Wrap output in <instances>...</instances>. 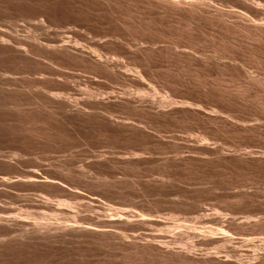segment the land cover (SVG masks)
I'll return each instance as SVG.
<instances>
[{
    "label": "rangeland",
    "instance_id": "1",
    "mask_svg": "<svg viewBox=\"0 0 264 264\" xmlns=\"http://www.w3.org/2000/svg\"><path fill=\"white\" fill-rule=\"evenodd\" d=\"M107 1L0 0V177L13 183H0V264H264V45L230 24L241 5L206 6L210 13L237 9L228 27L206 15L165 16L140 0ZM93 49L109 68L91 57ZM245 72L263 81L251 83ZM162 98L177 107L157 108ZM33 173L43 183H17ZM46 212L58 230L34 235L29 224ZM119 212L135 222L124 223ZM138 215L162 224L141 225ZM91 224L103 233L78 229ZM177 224L224 229L236 245L198 236L187 256L173 244L186 231L178 234ZM157 237L172 245L156 247Z\"/></svg>",
    "mask_w": 264,
    "mask_h": 264
},
{
    "label": "bare ground",
    "instance_id": "2",
    "mask_svg": "<svg viewBox=\"0 0 264 264\" xmlns=\"http://www.w3.org/2000/svg\"><path fill=\"white\" fill-rule=\"evenodd\" d=\"M109 1V0H108ZM107 1V2H108ZM114 1V0H113ZM118 1V0H117ZM127 1V0H126ZM139 1V0H138ZM140 1H144V3L146 2V3H148V5L149 4H153V5H157V6H159L160 7V10H162L161 11V14L162 15H171V16H177V19H178V17H181L182 19L183 18H185V17H187V16H189L191 19H192V17H203L204 15H206L207 17L206 18H208V16L209 17H213L215 20H217V21H219V22H221V23H223L224 24V26L225 25H227V23H229V18H234V17H232V16H235L234 14H237V9H235V12H234V14L233 13H231V12H233V11H229V12H226L225 10H222V9H216V7H215V9H216V11L217 12H215V13H210L212 10H210L209 11V9L211 8L210 6V4L213 2V3H216L215 1H218V0H140ZM219 1H221V0H219ZM228 1H233V2H236V3H238V4H240L241 6H240V8H241V10H239V12L238 13H240V14H238L239 15V18H238V16L236 15V17H237V19L238 20H240L239 21V24H238V22H236V21H238V20H236L235 22H231L230 24H234L235 25V27H234V25L232 26V27H234V29L236 28L237 30L240 28L241 29V34L243 35V37H244V39L245 40H247V41H252V43H254V44H256L258 47L260 46V45H264V0H228ZM227 1V2H228ZM112 2V1H111ZM124 2V1H123ZM106 3V2H105ZM116 3V2H115ZM139 3H141V2H139ZM222 3V2H221ZM220 3V4H221ZM224 3V2H223ZM222 3V4H223ZM235 3V4H236ZM112 4V3H111ZM126 4V3H125ZM229 4V3H228ZM123 5V4H122ZM136 5V4H135ZM137 5H139V4H137ZM230 5V4H229ZM233 5V4H232ZM142 6V5H141ZM145 6V5H144ZM147 6V5H146ZM210 7L209 9H207V7ZM225 6V5H224ZM223 6V7H224ZM149 7V6H148ZM151 7V6H150ZM153 7V6H152ZM151 7V8H152ZM155 7V6H154ZM147 8V7H146ZM233 8V7H232ZM237 8V7H236ZM154 9V8H153ZM207 9V10H206ZM234 9V8H233ZM150 10V9H149ZM228 10V9H227ZM146 11V10H145ZM209 11V12H208ZM240 11H242V12H240ZM149 12V11H148ZM137 13V12H136ZM151 13H152V11H151ZM140 14V13H139ZM142 14H143V12H142ZM160 14V15H161ZM187 14V16H185V15ZM161 15V16H162ZM168 18V17H167ZM172 18V17H171ZM175 18V17H174ZM173 19V18H172ZM205 19V18H204ZM169 20V19H168ZM175 20H176V18H175ZM188 20V19H187ZM196 20V19H195ZM202 20V19H201ZM208 20H210V19H208ZM167 21V20H166ZM190 20H188V22H189ZM211 21H212V18H211ZM234 21V20H233ZM43 22V21H42ZM169 22V21H168ZM178 22H179V20H178ZM187 22V21H186ZM200 22V21H199ZM203 22V21H202ZM210 22V21H209ZM218 22V23H219ZM241 22V23H240ZM174 23V22H173ZM189 23H191V22H189ZM197 23V22H196ZM216 23V22H215ZM214 23V24H215ZM43 24V23H42ZM183 24V23H182ZM188 24V23H187ZM204 24V23H203ZM202 24V25H203ZM210 24V23H209ZM213 24V23H212ZM40 25V24H39ZM172 25V24H171ZM189 25V24H188ZM201 25V26H202ZM205 25H207V24H205ZM179 26V25H178ZM187 26V25H186ZM208 26V25H207ZM228 27H229V25H227ZM170 27V26H169ZM195 27H196V25H195ZM194 27V28H195ZM176 28V27H175ZM194 28H193V30H194ZM208 28V27H207ZM213 28V27H212ZM223 28V27H222ZM227 28V27H226ZM180 29H182V28H180ZM186 29H188L187 27L186 28H184V30L186 31ZM230 29H231V27H230ZM239 29V30H240ZM171 30H173V29H171ZM229 30V29H228ZM183 31V30H182ZM188 31V30H187ZM212 31V30H211ZM235 32H236V30H234ZM172 32V31H171ZM201 32V31H200ZM161 33V32H160ZM173 33H174V30H173ZM177 33V32H176ZM214 33V32H213ZM186 34V33H185ZM188 34H189V32H188ZM228 34V33H227ZM227 34H226V36H227ZM173 35V34H172ZM213 35V34H212ZM216 35V34H215ZM235 35V34H234ZM171 36V35H170ZM175 36V35H174ZM184 36V35H183ZM189 36H190V34H189ZM168 37V36H167ZM222 37V36H221ZM229 37V36H228ZM181 38V37H180ZM185 38V37H184ZM193 38V37H192ZM225 38V37H224ZM13 39V38H12ZM23 39V38H22ZM38 39V38H37ZM68 39H71V38H68ZM175 39H177V38H175ZM188 39H190V38H188ZM214 39V38H213ZM219 39V38H218ZM230 39V38H229ZM228 39V40H229ZM2 40H3V38H2ZM27 40V39H26ZM183 40V39H182ZM187 40V39H186ZM193 40V39H192ZM220 40V39H219ZM225 40V39H224ZM233 40H234V38H233ZM24 41V40H23ZM34 41V40H33ZM214 41V40H213ZM213 41H210V42H213ZM216 41V40H215ZM246 41V42H247ZM29 42V41H28ZM73 42V41H72ZM218 42V41H217ZM232 42V41H231ZM238 42V41H237ZM236 42V43H237ZM5 43V42H4ZM15 43V42H14ZM36 43V42H35ZM42 43V42H41ZM50 43V42H49ZM78 43V42H77ZM222 43V42H221ZM224 43V42H223ZM229 42H227V44H228ZM249 43V42H248ZM17 44H19V43H17ZM26 44H28V43H26ZM72 44V43H71ZM153 44V43H152ZM170 44V43H169ZM183 44V43H182ZM226 44V43H225ZM34 45V44H33ZM37 45V44H36ZM49 45V44H48ZM52 45V44H51ZM76 45V44H75ZM172 45V44H171ZM38 46V45H37ZM40 46V45H39ZM170 46V45H169ZM192 46V45H191ZM195 47H196V45H194ZM211 46V45H210ZM214 46V45H213ZM246 46H247V44H246ZM16 47V46H15ZM46 47V46H45ZM44 47V48H45ZM49 47V46H48ZM80 47H82V46H80ZM127 47V46H126ZM150 47V46H149ZM154 47V46H153ZM174 47V46H173ZM233 47V46H232ZM231 47V48H232ZM262 47V46H261ZM18 48V47H17ZM43 48V47H42ZM53 48V47H52ZM55 48V47H54ZM57 48V47H56ZM162 48V47H161ZM160 48V49H161ZM169 48V47H168ZM167 48V49H168ZM175 48H177V47H175ZM188 48V47H187ZM239 48V47H238ZM244 48H245V46H244ZM247 48V47H246ZM24 49V48H23ZM67 49V48H66ZM172 49H174V48H172ZM196 49V48H195ZM222 49H224V48H222ZM221 49V50H222ZM247 49H249V48H247ZM257 49V48H256ZM26 50V49H25ZM41 50V49H40ZM69 50V49H68ZM72 50V49H71ZM83 50V49H82ZM88 50V49H87ZM95 49H93L92 50V52H91V57H94L95 59H96V61H97V63L98 64H100V66L101 65H103V66H105V67H108L109 66V61H105L104 62V60L103 61H101L99 58H97V57H100V56H98L97 55V52H96V50L94 51ZM148 50V49H147ZM155 50V49H154ZM169 50H170V48H169ZM214 50H216V49H214ZM213 50V51H214ZM225 50V49H224ZM237 50V49H236ZM241 50H242V48H241ZM253 50V49H252ZM251 50V51H252ZM263 50V49H262ZM16 51V50H15ZM28 51V50H27ZM42 51V50H41ZM51 51V50H50ZM66 51V50H65ZM64 51V52H65ZM140 51V50H139ZM143 51V50H142ZM162 51V50H161ZM160 51V52H161ZM167 51V50H166ZM26 52V51H25ZM30 52V51H29ZM39 52V51H38ZM82 52V51H81ZM87 52V51H86ZM145 52V51H144ZM148 52V51H147ZM177 52H179V51H177ZM196 52V51H195ZM216 52V51H215ZM259 52V51H258ZM261 52V51H260ZM66 53V52H65ZM184 53V52H183ZM187 53V52H186ZM198 53V52H197ZM246 53V52H245ZM45 54V53H44ZM169 54V53H168ZM173 54V53H172ZM175 54V53H174ZM191 54V53H190ZM202 54V53H201ZM216 54H219L218 52H216ZM222 54V53H221ZM225 54V53H224ZM238 54V53H237ZM253 54H254V52H253ZM37 55H39V54H37ZM84 55V54H83ZM89 55V54H88ZM176 55V54H175ZM177 55H178V53H177ZM193 55V54H192ZM198 55V54H197ZM196 55V56H197ZM220 55V54H219ZM227 55V54H226ZM229 55V54H228ZM27 56V55H26ZM41 56V55H40ZM114 56V55H113ZM174 56V55H173ZM217 56V55H216ZM224 57H225V55H223ZM255 56V55H254ZM253 55H252V57H254ZM261 56V55H260ZM86 57V56H85ZM177 57V56H176ZM200 57H201V55H200ZM208 57V56H207ZM215 57V56H214ZM222 57V56H221ZM248 57V56H247ZM42 58H43V56H42ZM101 58V57H100ZM112 58V57H111ZM119 58V57H118ZM172 58V57H171ZM189 58V57H188ZM193 58V57H192ZM197 58V57H196ZM213 58V57H212ZM218 58H220V57H218ZM94 59V60H95ZM177 59V58H176ZM194 59V58H193ZM206 59H208V58H206ZM221 59V58H220ZM219 59V60H220ZM227 59H229V58H227ZM232 59V58H231ZM92 60V59H91ZM198 60V59H197ZM201 60V59H200ZM203 60H205V59H203ZM217 60V59H216ZM218 60V61H219ZM222 60V59H221ZM225 60V59H224ZM236 60V59H235ZM255 60V59H254ZM93 61V60H92ZM178 61V60H177ZM215 61V60H214ZM228 61V60H227ZM226 61V62H227ZM50 62V61H49ZM111 62V61H110ZM188 62V61H187ZM200 62V61H199ZM202 62V61H201ZM209 62H211V61H209ZM233 62H235L234 60H233ZM251 62V61H250ZM50 63H52V62H50ZM90 63V62H89ZM117 64H118V62H116ZM202 63H204V62H202ZM213 63V62H212ZM242 63V62H241ZM47 64H48V62H47ZM115 64V63H114ZM206 64V63H205ZM214 64V63H213ZM215 64H217V62L215 63ZM235 64V63H234ZM237 64V63H236ZM260 64V63H259ZM91 65V64H90ZM180 65H183V63L182 64H180ZM209 65V64H208ZM212 65V64H211ZM222 65V64H221ZM240 65V64H239ZM238 65V66H239ZM242 65V64H241ZM257 65V64H256ZM48 66H50V64L48 65ZM52 66V65H51ZM98 66V65H97ZM102 66V67H103ZM189 66V65H188ZM187 66V67H188ZM196 66V65H195ZM206 66V65H205ZM226 66H228L227 64H226ZM243 66H244V64L242 65V67L241 68H243ZM259 66V65H258ZM264 66V65H263ZM94 67V66H93ZM114 67V66H113ZM123 67V66H122ZM125 67V66H124ZM185 67V66H184ZM217 67V66H216ZM224 67H225V64H224ZM232 67V66H231ZM247 67V66H246ZM99 68V67H98ZM109 68V67H108ZM250 68V67H249ZM262 68H264V67H262ZM226 69V68H225ZM236 69V68H235ZM239 69V68H238ZM245 69V68H244ZM243 69V70H244ZM248 69V68H247ZM247 69L245 70V71H247ZM251 69V68H250ZM106 70H107V68H106ZM185 70V69H184ZM183 70V71H184ZM242 70V71H243ZM262 70H264V69H262ZM113 71V70H112ZM178 71V70H177ZM138 72V71H137ZM179 72V71H178ZM250 72V71H249ZM175 73V72H174ZM235 73H236V71H235ZM136 74H138V73H136ZM176 74V73H175ZM178 74V73H177ZM121 75V74H120ZM140 75V74H139ZM142 75V74H141ZM188 75V74H187ZM262 75V74H261ZM126 76V75H125ZM137 76V75H136ZM199 76V75H198ZM239 76V75H238ZM245 76H246V78H248L247 80H249L251 83L252 82H254V81H258L259 80V83L261 84V82L264 80V78H263V80H261L260 78H258V77H253V76H251L250 75V73L248 74V72H245ZM179 77V76H178ZM233 77V76H232ZM240 77V76H239ZM176 78H177V76H176ZM198 78V77H197ZM195 79V78H194ZM245 79V78H244ZM135 80V79H134ZM140 80H142V79H140ZM139 80V81H140ZM202 80V79H201ZM207 80V79H206ZM209 81V80H208ZM211 81V80H210ZM218 81V80H217ZM217 81H215V82H217ZM221 81V80H220ZM241 81H243V80H241ZM249 81H247V82H249ZM261 81V82H260ZM8 82V81H7ZM189 82V81H188ZM238 82V81H237ZM240 82V81H239ZM2 83V82H1ZM214 83V82H213ZM229 83V82H228ZM241 83V82H240ZM251 83H250V85H251ZM256 83V82H255ZM7 84V83H6ZM201 84V83H200ZM218 84V82L216 83V85ZM245 85L247 84L246 82L244 83ZM243 84V85H244ZM249 84V83H248ZM204 85V84H203ZM223 85V84H222ZM250 85H248V87L250 86ZM257 85H258V82H257ZM256 85V86H257ZM226 86V85H225ZM241 86V85H240ZM247 86V85H246ZM254 86H255V84H254ZM262 86V85H261ZM4 87H5V85H4ZM35 87H37V86H35ZM202 87V86H201ZM215 87V86H214ZM224 87V86H223ZM230 87V86H229ZM239 87V86H238ZM245 86H243V88H244ZM251 87H253V86H251ZM263 87V86H262ZM236 88H237V85H236ZM235 88V90H233V91H230V92H233V93H236V95L238 94L239 95V88L238 89H236ZM246 88V87H245ZM250 88V87H249ZM249 88H248V90H249ZM254 88V87H253ZM39 89V88H38ZM214 89V88H213ZM220 89H222V88H220ZM259 89H260V85H259ZM41 90H43V89H41ZM40 90V91H41ZM210 90H212V89H210ZM227 90V89H226ZM244 90V89H243ZM248 90L247 91H243V92H245V94H246V92H248ZM258 90V89H257ZM261 90H262V88H261ZM207 91V90H206ZM228 91V93H229V89L227 90ZM251 91V90H250ZM39 92V91H38ZM142 92V91H141ZM157 92V91H156ZM211 92V91H210ZM216 92V91H215ZM217 92H218V90H217ZM219 92H221V91H219ZM224 92V91H223ZM139 93V92H138ZM149 93H151V92H149ZM155 93V92H154ZM225 93V92H224ZM232 93V94H233ZM241 93V92H240ZM249 93V92H248ZM247 93V94H248ZM53 94H55V93H53ZM57 94V93H56ZM140 94V93H139ZM142 94H144V93H142ZM145 94H148V92L147 93H145ZM243 94V93H242ZM244 94V95H245ZM130 95V94H129ZM229 95V94H228ZM241 95V94H240ZM257 95H260V94H257ZM9 96V95H8ZM54 96V95H53ZM52 96V97H53ZM66 96V95H65ZM141 96H143V95H141ZM148 96H149V94H148ZM151 96V98L153 99V97H154V94L153 95H150ZM149 96V97H150ZM157 96V95H156ZM224 96V95H223ZM256 96V95H255ZM254 96V97H255ZM6 97V96H5ZM48 97V96H47ZM146 97V95L144 96V98ZM231 97V96H230ZM258 98H261V96L259 97V96H257ZM256 97V98H257ZM264 97V96H263ZM56 98V97H55ZM59 98V97H58ZM131 98V97H130ZM166 98V97H165ZM241 98V97H240ZM53 99V98H52ZM151 99V100H152ZM163 99V98H162ZM226 99V98H225ZM237 99H238V97H237ZM141 100V99H140ZM154 100V99H153ZM169 100V99H168ZM229 100V99H228ZM240 100V99H239ZM247 100V99H246ZM254 100V99H253ZM127 101V100H126ZM175 101V100H174ZM181 101V100H180ZM250 101V100H249ZM258 101H259V99L257 100V103H258ZM125 102V101H124ZM130 102V101H129ZM145 102V101H144ZM151 102V101H150ZM182 102H185L186 103V101H182ZM240 102V101H239ZM260 102V104H258L259 106H263V108H264V101H259ZM2 103V102H1ZM68 103V102H67ZM138 103V102H137ZM256 103V102H255ZM153 104V103H152ZM154 104L156 105V107L157 108H160V109H164V108H167V106H174V104H177V103H175V102H173V101H167V100H165V99H163V100H160V101H157V102H154ZM184 104V103H183ZM243 104V103H242ZM252 104V103H251ZM262 104V105H261ZM91 105V104H90ZM90 105H87V106H90ZM154 105V106H155ZM180 105V104H179ZM193 105V104H192ZM248 105V104H247ZM257 105V106H258ZM3 106V105H2ZM5 106V105H4ZM8 106H10L9 104H8ZM69 106V105H68ZM130 106V105H129ZM182 106V105H181ZM195 106V105H194ZM66 107V106H65ZM174 107H177V105L176 106H174ZM189 107V106H188ZM201 107V106H200ZM6 108V107H5ZM8 108V107H7ZM88 108V107H87ZM171 108V107H170ZM173 108V107H172ZM183 108H185L184 107V105H183ZM260 108V107H259ZM262 108V107H261ZM262 108V109H263ZM12 109V108H11ZM17 109V108H16ZM41 109V108H40ZM93 109V108H92ZM15 110V109H14ZM44 110V109H43ZM96 110V109H95ZM154 110V109H153ZM173 110V109H172ZM195 110V109H194ZM257 110V109H256ZM48 111V110H47ZM163 111V110H162ZM164 111H165V109H164ZM203 111V110H202ZM215 111V110H214ZM222 111V110H221ZM96 112V111H95ZM184 112V111H183ZM200 112V111H199ZM208 112V111H207ZM79 113H81L80 111H79ZM217 113V112H216ZM262 113V112H261ZM203 114V113H202ZM218 114V113H217ZM92 115V114H91ZM212 115V114H211ZM219 115V114H218ZM223 115V114H222ZM106 116H107V114H106ZM169 116V115H168ZM101 117V116H100ZM158 117H160V116H158ZM162 117V116H161ZM210 117V116H209ZM112 119H114V118H112ZM125 119V118H124ZM127 119V118H126ZM211 119V118H210ZM108 121V120H107ZM117 121V120H116ZM121 121V120H120ZM259 121H262V120H260L259 119ZM109 122V121H108ZM140 122V121H139ZM117 124V123H116ZM128 124V123H127ZM261 124V123H260ZM144 125V124H143ZM244 125V124H243ZM126 126V125H125ZM124 126V127H125ZM136 126V125H135ZM140 126V125H139ZM147 126V125H146ZM245 126V125H244ZM243 127V126H242ZM129 128V127H128ZM137 128H138V126H137ZM133 129H135V128H133ZM146 129V128H145ZM148 129V128H147ZM245 129H246V126H245ZM128 130V129H127ZM131 130V129H130ZM137 130H139V129H137ZM143 132H145V131H143ZM144 134V133H143ZM156 135V134H155ZM154 135V136H155ZM158 135V134H157ZM159 136V135H158ZM203 139V138H202ZM200 141V140H199ZM205 141H206V139H205ZM203 144H205V143H203ZM209 145V144H208ZM206 147V146H205ZM137 153V152H136ZM144 153V152H143ZM179 153V152H178ZM16 155V154H15ZM144 156V155H143ZM19 157V156H18ZM102 157V156H101ZM15 158V157H14ZM13 158V159H14ZM17 158V157H16ZM254 158V157H253ZM19 159V158H18ZM21 159V158H20ZM102 159V158H101ZM114 159V158H113ZM118 159V158H117ZM135 159V158H134ZM144 159V158H143ZM263 159V158H262ZM16 161V160H15ZM105 161V160H104ZM118 161V160H117ZM123 161V160H122ZM132 161V160H131ZM99 162V161H98ZM98 162H96V163H98ZM138 162V161H137ZM169 162V161H168ZM94 163V162H93ZM92 163V164H93ZM106 163V162H105ZM112 163V162H111ZM165 163V162H164ZM109 164V163H108ZM117 164H119V163H117ZM38 165V164H37ZM54 165V164H53ZM102 165V164H101ZM6 166V165H5ZM10 166V165H9ZM100 166V165H99ZM33 168H34V166H32ZM53 167V166H52ZM77 168V167H76ZM81 168V167H80ZM7 169V168H6ZM44 170H46V168L44 169ZM48 170V169H47ZM54 170V169H53ZM58 170V169H57ZM62 169H60V171H61ZM77 170H79V169H77ZM87 170V169H86ZM3 171V170H2ZM39 171V170H38ZM75 171V170H74ZM47 172V171H46ZM68 172H70V171H68ZM77 172V171H76ZM91 172V171H90ZM55 173V172H54ZM82 173V172H81ZM86 173V172H85ZM88 173V172H87ZM1 174V173H0ZM7 174V173H6ZM22 174V173H21ZM35 173H33V175H31V176H33V178L34 177H38V175H34ZM74 174V173H73ZM84 174V173H83ZM89 174V173H88ZM82 175V174H81ZM30 176V175H29ZM24 178V177H23ZM26 178V177H25ZM28 178V177H27ZM39 178V177H38ZM37 178V179H38ZM43 178V177H42ZM52 178H53V176H52ZM81 178V177H80ZM17 179V178H16ZM32 179V178H31ZM36 178H34V179H32V180H30V179H27L26 181H23L24 179H20L19 180V178H18V181L19 182H17V183H22V184H32V185H34V184H38L39 185V183H41L42 181H40L39 179H41V178H39L38 180L40 181H38ZM45 179V178H44ZM71 179V178H70ZM69 179V180H70ZM9 180H11V179H8V177L6 178L5 176H1L0 177V183L1 184H12L13 185V183H10L11 181H9ZM45 180H47V179H45ZM44 180V181H45ZM16 181V180H15ZM51 181V180H50ZM50 181H46V183H48V182H50ZM52 181H53V179H52ZM56 181V180H55ZM54 181V182H55ZM14 182V181H13ZM37 182H39V183H37ZM85 182H87V180L85 181ZM107 182V181H106ZM105 181H104V183H106ZM43 183V182H42ZM45 183V182H44ZM112 183H113V181H112ZM14 184H15V182H14ZM48 184H50V183H48ZM53 184V183H52ZM46 185V184H45ZM74 185V184H73ZM10 186V185H9ZM14 186H16V185H14ZM31 186V185H30ZM70 187V186H69ZM11 188V187H10ZM14 188V187H13ZM18 188V187H17ZM21 188H23V187H21ZM75 188V187H74ZM80 188V187H79ZM246 188V187H245ZM15 189V188H14ZM25 189V188H24ZM28 189V188H27ZM64 189V188H63ZM72 189V188H71ZM258 190H259V192L261 193V191H260V189L259 188H257ZM17 190V189H16ZM77 190V189H76ZM65 191V190H64ZM79 191V190H78ZM257 191V190H256ZM70 192V191H69ZM80 193V192H79ZM5 194V193H4ZM8 194V193H7ZM246 195H247V193H246ZM17 196V195H16ZM22 196V195H21ZM75 196H77V195H75ZM44 197V196H43ZM17 198V197H16ZM24 198V197H23ZM30 199V198H29ZM16 200V199H15ZM26 200V199H25ZM59 200V199H58ZM95 200H97L96 198H95ZM94 200V201H95ZM51 201V200H50ZM62 201H60V203L58 204V206H65V208L67 207V208H71L72 206L71 205H69L68 204V202L66 203V202H63V203H61ZM40 203V202H39ZM88 203V202H87ZM14 204V203H13ZM86 204V203H85ZM48 205V204H47ZM75 205V204H74ZM90 205V204H89ZM88 205V206H89ZM81 206V205H80ZM82 206H84V205H82ZM87 206V205H86ZM8 207H9V205H8ZM48 207V206H47ZM57 208V207H56ZM72 208H74V207H72ZM93 208V207H92ZM19 209V208H18ZM27 209V208H26ZM38 209V208H37ZM58 209V208H57ZM75 209V208H74ZM79 209V208H78ZM115 209V208H114ZM117 209V208H116ZM119 209V208H118ZM25 210V209H24ZM67 210V209H66ZM73 210V209H72ZM80 210V209H79ZM120 210V209H119ZM28 212H29V210H27ZM41 211V210H40ZM39 211V212H40ZM44 211V210H43ZM48 211V210H47ZM56 211H58V210H56ZM77 211V210H76ZM75 211V212H76ZM88 211V210H87ZM122 211V210H121ZM19 212V211H18ZM38 212V211H37ZM36 212V213H37ZM59 212H60V210H59ZM73 212V211H72ZM75 212H74V214H75ZM106 212V211H105ZM34 213V212H33ZM36 213L34 214V215H36ZM41 213V212H40ZM45 213V212H44ZM43 213V215H46V216H39L38 215V217H37V219H36V217H35V219H34V217L33 218H30L31 220L32 219H34L35 221H32L33 222V224H29V226L30 225H32V228H30V230L32 229V231L34 232V235H35V233H38V234H40V235H42V233H47V232H50V228H52L53 227V225H54V227H55V225H56V223L54 224L53 222L51 223L50 221V218L51 217H49L48 216V213L47 214H44ZM52 213V212H51ZM89 213V212H88ZM120 213V212H119ZM126 213H128V212H125V213H120V214H122V215H119L120 217L122 216V218H119V219H122L121 221H131L130 219H129V213H128V215L126 214ZM217 213H219V212H217ZM57 214H59V213H57ZM57 214H55L56 216H57ZM222 214V213H221ZM21 215H23V214H21ZM30 215H32L31 213H30ZM50 215V214H49ZM54 215V216H55ZM73 215V214H72ZM117 215H118V211H117ZM116 215V216H117ZM172 215V214H171ZM27 216H28V213H27ZM48 216V217H47ZM61 216V215H60ZM73 216H75V215H73ZM119 216H117V217H119ZM129 216V217H128ZM133 216H136V214L135 215H133ZM146 215H142V216H139L138 215V219L140 220V223L139 224H143L144 226L145 225H147V224H152V225H161L162 224V222L161 221H158V220H153V218H149V216L147 217H145ZM207 216V215H206ZM6 217H8V216H6ZM177 217V216H176ZM204 217V216H203ZM208 217V216H207ZM15 218V217H14ZM54 218V217H53ZM57 218H58V216H57ZM67 218V217H66ZM70 218V217H69ZM132 218H134V217H132ZM158 218V217H157ZM209 218V217H208ZM212 218V217H211ZM217 218H218V216H217ZM250 218H252V217H250ZM22 219V218H21ZM26 219H27V217H26ZM61 219V218H60ZM71 219V218H70ZM74 219V218H73ZM168 219V218H167ZM170 219V218H169ZM175 219V218H174ZM216 219V218H215ZM249 218H247V220H248ZM2 220H4V219H1V221ZM14 220V219H13ZM19 220H20V218H19ZM24 220V219H23ZM29 219H27V221H28ZM30 220V221H31ZM40 220V221H39ZM50 220V221H49ZM134 220V219H133ZM136 220V219H135ZM209 220V219H208ZM219 220V219H218ZM246 220V219H245ZM246 220V221H247ZM12 221V220H11ZM26 221V220H25ZM53 221V220H52ZM55 221V220H54ZM57 221H58V219H57ZM121 221H118L119 223L121 222ZM125 221H124V223H125ZM128 221V222H129ZM172 221H173V219H172ZM175 221V220H174ZM179 221V220H178ZM200 221H201V219H200ZM234 221V220H233ZM237 221V220H236ZM241 221V220H240ZM244 221V220H243ZM246 221H244V222H246ZM250 220H248L247 221V223L249 222ZM59 222V221H58ZM65 222V221H64ZM71 222V221H70ZM127 222V223H128ZM132 222H135V221H131V223ZM202 223H203V221H201ZM207 222V221H206ZM215 222V221H214ZM235 222V221H234ZM243 222V223H244ZM255 222V221H254ZM27 223H29V222H27ZM31 223V222H30ZM72 223V222H71ZM99 223V222H98ZM104 223V222H103ZM111 223V222H110ZM110 223L109 222H107V224H109L110 225ZM130 222L128 223V224H131ZM137 223H138V221H137ZM197 223V222H196ZM211 223V222H210ZM213 223V222H212ZM217 223V222H216ZM220 223V222H219ZM239 223V222H238ZM252 223V222H251ZM258 223V222H257ZM63 223H61V225H62ZM69 224V223H68ZM79 224V223H78ZM83 224V223H82ZM136 224V223H135ZM138 224V225H139ZM195 224V223H194ZM194 224H192V225H187V226H185V225H183V224H180V226H178V224H177V228L175 227L174 228V226H173V228H174V230L175 229H177V230H179L180 228H185L186 229V231H180V232H182L181 234H179L176 230V232L179 234V235H176L177 237H175L174 238V243L173 244H179V245H182L183 247V249L185 250V253H186V255L188 256V255H190L191 253H193L194 251H195V246L192 244V242H190L191 240H193V238H196V237H198V236H204V237H208V240L209 239H213L212 237L214 236L215 237V235L217 236V235H221L222 237V247L223 248H226V247H229L230 245H234L235 243H234V239L235 238H232V236L231 235H229V233H227V231H225L224 229H222V230H218V228L217 229H214V228H211V227H204V229L203 228H199L198 227V229L194 226ZM199 224H200V222H199ZM205 225H206V223H204ZM208 224V223H207ZM232 224H233V222H232ZM250 224V223H249ZM260 224V223H259ZM19 225V224H18ZM58 225V224H57ZM61 225H60V227H58V228H60L59 230H61L62 228H61ZM72 225H74V224H72ZM67 226L69 229H74V230H77L78 231V229L80 230H82V231H85V232H91V233H103V230L101 231L100 229H99V227L100 226H96V227H92V224H91V226L89 227L88 226V228L86 227V226H84V228L83 227H81V228H79L78 227V229L76 228V226ZM81 225V224H80ZM104 225V224H103ZM106 225V224H105ZM170 225H171V223H170ZM173 225V224H172ZM171 225V226H172ZM236 225V224H235ZM238 225V224H237ZM257 226H258V224H256ZM1 226V225H0ZM21 226V225H20ZM65 226V225H64ZM243 226V225H242ZM245 226H247V224L245 225ZM25 227H26V225H25ZM28 227V226H27ZM63 227V226H62ZM66 226L65 227H63V229L65 230V228H67ZM102 227V226H101ZM104 227H107V226H104ZM112 227V226H111ZM233 227V226H232ZM238 227V226H237ZM244 227V226H243ZM7 228H9V227H7ZM16 228V227H15ZM56 228V227H55ZM103 228V227H102ZM113 228V227H112ZM158 228V227H157ZM167 228V227H166ZM234 228V227H233ZM57 229V228H56ZM199 229H201V231L202 230H204V231H202V233L201 232H198V230ZM5 230V229H4ZM3 230V231H4ZM13 230V229H12ZM25 230V229H24ZM58 230V229H57ZM56 230V231H57ZM166 230V229H165ZM173 230V231H174ZM181 230V229H180ZM2 231V232H3ZM51 231H53V229H51ZM55 231V230H54ZM172 231V232H173ZM8 232V231H7ZM24 232V231H23ZM31 232V231H30ZM63 233L65 232V231H62ZM68 232H69V230H68ZM72 232V231H71ZM70 232V233H71ZM117 232V231H116ZM185 232V233H184ZM3 233H5V232H3ZM11 233V232H10ZM25 233V232H24ZM27 233H29V232H27ZM45 233V234H46ZM104 233H105V231H104ZM108 233H110V232H108ZM107 233V234H108ZM111 233H112V231H111ZM31 234V233H30ZM33 234V233H32ZM31 234V235H32ZM52 234H53V232H52ZM173 234V233H172ZM202 234V235H201ZM15 235H17V233L15 234ZM24 235H26V234H24ZM28 235V234H27ZM47 235V234H46ZM51 235V234H50ZM97 235V234H96ZM102 235H104L105 236V234H102ZM0 236H1V234H0ZM43 236H44V234H43ZM49 236V235H48ZM115 236H117V238L118 237H121L119 234H115ZM124 236V235H123ZM156 236V235H155ZM2 237V236H1ZM0 237V238H1ZM4 237V236H3ZM22 237H24V236H22ZM45 237V236H44ZM54 237V236H53ZM78 237V236H77ZM111 237H113V236H111ZM125 237V236H124ZM123 237V238H124ZM159 237V236H158ZM156 238V240H155V238H153L155 241L154 242H156V243H154L155 244V246L156 247H159V248H163V249H167L168 247H169V245H172V242H164L163 240L164 239H162V241L159 239V238ZM209 237H211V238H209ZM29 238V237H28ZM161 238V237H160ZM163 238V237H162ZM171 238V237H170ZM219 238V237H218ZM2 240L4 239V238H1ZM0 239V240H1ZM24 239V238H23ZM32 239V238H31ZM43 239V238H42ZM47 239H49V238H47ZM115 239V238H114ZM148 239H150V238H148ZM157 239H159V241L157 240ZM204 239V238H203ZM207 239V238H206ZM214 239H216V238H214ZM213 239V240H214ZM5 240V239H4ZM4 240H3V242H4ZM112 240V239H111ZM118 240H119V238H118ZM121 240V239H120ZM127 240V239H126ZM147 240V239H146ZM252 240V239H251ZM37 241V240H36ZM194 241V240H193ZM210 241V240H209ZM219 241V240H218ZM240 241H242V240H240ZM244 241V244H246L245 242H253V241H249V239H245V240H243ZM1 242V241H0ZM31 242H33V241H31ZM116 242V241H115ZM128 242V241H127ZM132 242V241H131ZM136 242V241H135ZM195 242V241H194ZM220 242V241H219ZM239 242V241H238ZM237 242V243H238ZM6 243V242H5ZM4 243V244H5ZM23 243V242H22ZM26 243V242H25ZM24 243V244H25ZM147 243V242H146ZM150 243V242H149ZM3 244V245H4ZM126 244V243H125ZM128 244H130V243H128ZM138 244V243H137ZM153 244V243H152ZM242 243H240V245H241ZM251 244V243H250ZM0 245H1V243H0ZM3 245H2V247H3ZM148 245V244H147ZM178 245V246H179ZM236 245V244H235ZM247 245H249L248 243H247ZM252 245V244H251ZM141 246V245H140ZM244 246H246V245H244ZM257 246V245H256ZM6 247V246H5ZM4 247V248H5ZM171 247V246H170ZM179 247H181V246H179ZM231 247V246H230ZM236 247V246H235ZM249 247V246H248ZM251 247V246H250ZM3 248V249H4ZM197 248V247H196ZM238 248H240L239 246H238ZM220 249V248H219ZM228 249V248H227ZM230 249V248H229ZM233 249V248H232ZM160 250V249H159ZM235 250V249H234ZM135 251V250H134ZM167 251V250H166ZM178 251V250H177ZM224 251V250H223ZM223 251H222V253H223ZM158 252V251H157ZM172 252V251H171ZM175 252V251H174ZM161 253H163V252H161ZM168 253V252H167ZM173 253V252H172ZM235 253V252H234ZM164 254H166V253H164ZM174 254H176V252L174 253ZM182 254V253H181ZM231 254V253H230ZM237 254V252L235 253V255ZM232 255V254H231ZM228 256L227 254L225 255V256H227L228 258H230L231 257V259H232V257L233 256ZM176 256V255H175ZM215 256V255H214ZM224 256V257H225ZM238 256V255H237ZM182 257V256H181ZM194 257V256H193ZM223 257V258H224ZM185 258V257H184ZM189 258V257H188ZM222 258V259H223ZM237 258V257H236ZM239 258V257H238ZM180 259V258H179ZM191 259V258H190ZM215 259V258H214ZM221 259V258H220ZM259 259V258H258ZM197 260V259H196ZM257 260V259H256ZM262 260V259H261ZM193 261V260H192ZM221 261V260H220ZM229 261H232V260H229ZM182 262V261H181ZM180 262V263H181ZM214 262V261H213ZM212 262V263H213ZM226 262V261H225ZM235 262V261H234ZM241 262H243V261H241ZM248 263V262H247ZM191 264H193V263H191ZM215 264V263H214ZM237 264V263H236ZM240 264V263H239ZM243 264V263H242ZM246 264V263H245Z\"/></svg>",
    "mask_w": 264,
    "mask_h": 264
}]
</instances>
